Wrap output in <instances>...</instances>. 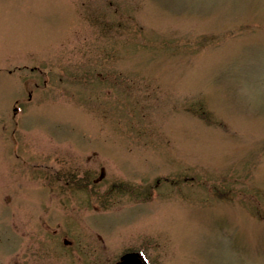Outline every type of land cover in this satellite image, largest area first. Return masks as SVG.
I'll list each match as a JSON object with an SVG mask.
<instances>
[{
  "label": "rangeland",
  "instance_id": "374dc122",
  "mask_svg": "<svg viewBox=\"0 0 264 264\" xmlns=\"http://www.w3.org/2000/svg\"><path fill=\"white\" fill-rule=\"evenodd\" d=\"M129 251L264 264V0H0V264Z\"/></svg>",
  "mask_w": 264,
  "mask_h": 264
},
{
  "label": "water",
  "instance_id": "95a60500",
  "mask_svg": "<svg viewBox=\"0 0 264 264\" xmlns=\"http://www.w3.org/2000/svg\"><path fill=\"white\" fill-rule=\"evenodd\" d=\"M103 171H101V175L99 179L103 177ZM66 243V242H65ZM119 264H141L139 255L136 253L125 254L120 258Z\"/></svg>",
  "mask_w": 264,
  "mask_h": 264
},
{
  "label": "flooded vegetation",
  "instance_id": "af4514ba",
  "mask_svg": "<svg viewBox=\"0 0 264 264\" xmlns=\"http://www.w3.org/2000/svg\"><path fill=\"white\" fill-rule=\"evenodd\" d=\"M83 4H84V2H83ZM24 68H26V66H25ZM38 77H40V76H38ZM34 86H35L36 88H38V84H37V83H34ZM15 113H16V109H14V112H13L12 116H14ZM12 119H13V117H12ZM47 226H48V225H43L42 228L45 229V228H47ZM113 264H117V262L115 261Z\"/></svg>",
  "mask_w": 264,
  "mask_h": 264
}]
</instances>
